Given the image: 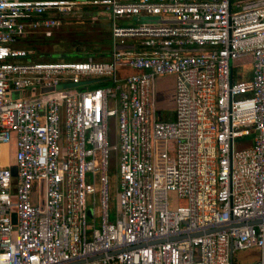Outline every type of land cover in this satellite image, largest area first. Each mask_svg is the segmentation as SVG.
I'll return each instance as SVG.
<instances>
[{"label": "built area", "instance_id": "obj_1", "mask_svg": "<svg viewBox=\"0 0 264 264\" xmlns=\"http://www.w3.org/2000/svg\"><path fill=\"white\" fill-rule=\"evenodd\" d=\"M94 6L106 57L28 60V32ZM80 78L105 84L57 89ZM246 249L264 264V0H0V264H231Z\"/></svg>", "mask_w": 264, "mask_h": 264}, {"label": "rangeland", "instance_id": "obj_2", "mask_svg": "<svg viewBox=\"0 0 264 264\" xmlns=\"http://www.w3.org/2000/svg\"><path fill=\"white\" fill-rule=\"evenodd\" d=\"M79 11H82V15L85 18H88V16H91L90 20H99V16H107L109 15V12L103 8H98L96 6L94 7H83L81 9H77ZM140 23H157L158 22V16H145L141 17L139 20ZM119 24H124L125 21H119ZM82 27L81 24H74V23H62L60 24L57 28H54L50 30L47 33H42V32H34L32 34V38L35 41L34 45L36 49L33 51H36V55L33 53L32 55L35 57L39 55L40 58H44L46 60H75L78 56L81 55L82 52H74L72 47L60 40L62 35L64 33H67L71 30L68 28H71L73 33V29H80ZM64 31V32H63ZM67 31V32H66ZM77 31V30H76ZM35 38V39H34ZM31 39V38H30ZM59 40V41H57ZM110 42V41H109ZM21 46L25 45L26 43L21 41L19 43ZM18 44V45H19ZM108 55V53H107ZM106 55V56H107ZM105 56V57H106ZM237 70V69H235ZM97 78H91V79H86V78H80L78 82H68L64 84H60L57 86V89L61 88H69V89H75V90H83L85 89L86 84H92L95 82ZM92 86V85H91ZM172 88V76L170 75H163L160 77L155 78L154 82V98L159 101V105L161 106L160 109V114L164 116L166 120L171 119L172 117V109L170 108L169 105V100L168 97L170 94ZM13 97H16V94L12 95ZM242 141V139H239ZM243 140H246V138ZM109 190H110V195L111 199L109 202V207H110V212H112L113 207L115 206V178L114 174L110 175V181H109ZM178 205V200L176 199L175 195L172 192L168 193V207L169 208H174L175 206ZM90 211H87V216L89 217ZM94 217H98V206H95L94 208ZM90 218V217H89ZM88 218V221L90 220ZM251 249H246V250H239L236 251L233 256H232V262L234 264H247L250 261H252V256L250 254Z\"/></svg>", "mask_w": 264, "mask_h": 264}, {"label": "trees", "instance_id": "obj_3", "mask_svg": "<svg viewBox=\"0 0 264 264\" xmlns=\"http://www.w3.org/2000/svg\"><path fill=\"white\" fill-rule=\"evenodd\" d=\"M81 13L82 11H72L69 13L60 14L62 23H82V27L80 29H73L75 30L73 31V33H71L72 29L68 28L71 31H66L67 33H64L60 40L68 43L72 47L74 52H82L81 55H77L78 57L76 59H82L86 55H92L96 59H101L102 57H105L107 55L110 46L109 26L105 19L106 16H99V20H96L97 18H95V20H90L91 16H88V18H84ZM32 34H34V32H28L22 40V42L24 41L26 44L20 46L28 51H31L28 54V60H46L44 58H40L39 55L35 57L32 55L33 53L36 55V51H33L34 49H36V47L34 45L35 41L32 38ZM104 84L105 83H103V81L96 80L95 82H93L92 87L102 86ZM161 118L165 119L163 115H161ZM231 264H234L232 260Z\"/></svg>", "mask_w": 264, "mask_h": 264}, {"label": "water", "instance_id": "obj_4", "mask_svg": "<svg viewBox=\"0 0 264 264\" xmlns=\"http://www.w3.org/2000/svg\"><path fill=\"white\" fill-rule=\"evenodd\" d=\"M9 170H10V175L11 176H15L16 175V167H15L14 164H11L9 166ZM11 221H12V223L15 222V214L14 213H11Z\"/></svg>", "mask_w": 264, "mask_h": 264}, {"label": "bare ground", "instance_id": "obj_5", "mask_svg": "<svg viewBox=\"0 0 264 264\" xmlns=\"http://www.w3.org/2000/svg\"><path fill=\"white\" fill-rule=\"evenodd\" d=\"M6 160H5V158H3V162H5Z\"/></svg>", "mask_w": 264, "mask_h": 264}]
</instances>
